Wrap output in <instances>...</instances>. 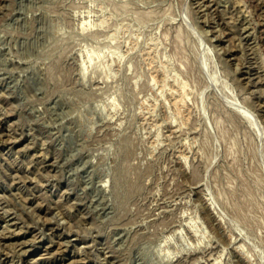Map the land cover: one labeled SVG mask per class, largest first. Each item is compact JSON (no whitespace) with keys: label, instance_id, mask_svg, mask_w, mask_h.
<instances>
[{"label":"rangeland","instance_id":"obj_1","mask_svg":"<svg viewBox=\"0 0 264 264\" xmlns=\"http://www.w3.org/2000/svg\"><path fill=\"white\" fill-rule=\"evenodd\" d=\"M0 264H264V0H0Z\"/></svg>","mask_w":264,"mask_h":264}]
</instances>
